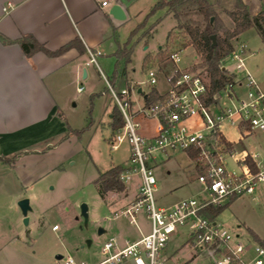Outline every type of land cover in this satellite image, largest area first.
<instances>
[{"label":"rangeland","instance_id":"rangeland-1","mask_svg":"<svg viewBox=\"0 0 264 264\" xmlns=\"http://www.w3.org/2000/svg\"><path fill=\"white\" fill-rule=\"evenodd\" d=\"M234 1L210 0L227 29L233 27L227 10L232 8ZM150 10L151 8L141 15L127 18L119 25L118 35L121 42L127 40L130 31L143 21ZM196 10V7L190 8L182 19L203 28L206 19ZM176 23L173 15L166 14L165 9L158 10L148 19L146 27H154L136 43L130 62L120 66L121 70H126L130 83L140 82V86L147 90L149 85L145 82L148 69H143L147 55L152 60L149 67L157 69L156 66L160 65L166 69L167 58L159 62L160 57L163 59L181 44L179 40L174 45L167 42V36ZM141 33L142 30L137 36ZM180 36L178 30L173 31V39ZM184 41H187L185 36L182 42ZM237 42H243L247 46L244 54L245 68L237 69V61L229 55L224 60L226 68L236 75V80L242 79L244 84L246 80L243 77L248 71L264 88V44L259 32L255 27L248 28L239 35ZM88 57L85 56L82 62ZM114 61L115 58L109 54L97 57V62L107 78ZM200 62V55L193 46L188 45L182 49V66L202 70L199 67ZM167 67L170 68V64ZM83 68L87 72L85 78L82 75ZM79 74L78 77L68 80V85L60 95V101L66 123L72 128H84L81 136L73 134L64 140L55 139L56 146H52L43 155L22 157L15 167L0 162V248L6 247L8 250L11 237L19 235L31 242L38 255L45 253L51 264L61 263V258H57L59 254L64 258L71 254L78 262L97 261L103 258L101 249L109 237L118 235L120 239H129L139 234V231L149 232L151 229L150 221L143 213L136 216L135 224L125 218H106L119 208L118 201L123 202L133 197L139 177L134 175L125 181L126 187L123 191L113 192L115 197H112V192L104 197L98 193L94 184L98 173L115 165L128 166L130 145L124 141L116 150L111 148L115 134L110 125V114L115 102L106 89V80L98 66L83 64L79 66ZM157 76L159 78L155 87L164 93L169 85L161 71H157ZM80 83L83 85L82 91L77 90ZM238 89V86L234 87V90ZM133 97L137 100L134 109L143 105L140 95L134 94ZM136 120L140 124L138 132L142 136L152 138L157 135V122L153 117L138 114ZM238 133L241 134V131L228 132ZM242 148L249 152H259L260 158L264 159V133L255 130L250 136L237 140L233 145V149L237 151ZM156 158L154 175L157 181L155 197L158 204L168 206L182 198L200 195L202 186L197 178V170L184 150L157 153ZM229 168L236 171L239 169L232 158L229 160ZM37 179L39 181L35 185L30 184ZM23 198H28L31 206L27 213L28 223H25L18 204ZM83 203L88 206L87 220L80 210ZM216 221L235 236L239 235L242 244L255 243L250 232L264 239V181L258 183L252 196L245 195L232 201L216 217ZM54 225L57 227L53 229ZM189 238L188 230L184 227L172 234L161 264H213L208 252L194 246ZM255 255L253 250L244 254L242 259L248 262ZM260 258L264 264V255Z\"/></svg>","mask_w":264,"mask_h":264},{"label":"built area","instance_id":"built-area-1","mask_svg":"<svg viewBox=\"0 0 264 264\" xmlns=\"http://www.w3.org/2000/svg\"><path fill=\"white\" fill-rule=\"evenodd\" d=\"M11 7V2H7L3 10L8 12ZM181 51L169 52L166 59L170 64L168 72L160 65L156 66L157 69L148 68L145 83L149 86L144 90L140 82L118 89L104 75L97 62L100 52L86 48L89 57L85 64L98 66L115 106L123 116L124 123L117 129L115 139L111 142L112 150H116L124 141L130 145V164L124 167L120 179L125 183L134 175L139 177L135 198L113 211L108 219L125 218L135 224L136 216L143 213L151 226L147 234L134 241L123 242L117 236L110 237L102 246L103 258L94 264H161L172 234L183 227L187 228L194 246L208 252L213 264L263 263L260 256L264 255V247L257 243L242 244L239 235L232 234L216 221V217L208 216L205 210L233 197L252 196L258 183L264 181V159L260 158V153L233 149L225 143L224 132V128L228 127L240 130L241 134H251L255 130L264 133V88L247 71L243 77L245 84L242 79L236 80L235 75L234 81L227 83L209 100L208 79L199 70L180 64ZM246 51L247 46L242 42L236 44L229 54L237 61V69L245 68ZM221 68L231 73L224 61ZM157 71L164 74L169 85L164 93L155 87L159 78ZM235 86L243 87V90H234ZM151 88H156L162 98L146 105L145 100ZM77 90H83L82 83ZM134 94L144 100L137 109H134L137 102ZM138 114L156 120V136L146 138L138 132ZM177 149L197 153V157H192V160L202 191L196 197H185L168 206L160 205L155 197L156 154ZM231 158L238 165V171L229 168ZM248 158L255 164L256 170L247 162ZM253 250L255 257L245 262L242 256ZM60 264L91 263L78 262L69 254L66 258L62 256Z\"/></svg>","mask_w":264,"mask_h":264},{"label":"crops","instance_id":"crops-1","mask_svg":"<svg viewBox=\"0 0 264 264\" xmlns=\"http://www.w3.org/2000/svg\"><path fill=\"white\" fill-rule=\"evenodd\" d=\"M157 1L0 0V34L13 41L5 43L0 39V156L11 157L18 154L14 163L8 165L15 167L17 161L26 155H43L52 146H56L55 139L64 140L69 129H76L66 123L60 95L68 85V80L80 75L79 66L86 65L87 58L83 62L82 59L88 55L86 51L81 53L77 48H71L56 56L38 51L27 57L17 40L25 34H31L48 49L57 50L79 37L85 48L98 50L101 56L109 54L115 58L108 77L110 78L115 70L114 54L118 44L126 41L121 42L118 35V27L124 20H117L109 13L111 6L115 3L120 4L127 19L143 14ZM242 1L252 15L257 14L264 7V0ZM7 2H11L12 7L5 12L3 7ZM103 2L106 4L104 5ZM167 66L164 69L166 72L170 69ZM148 68L143 67L145 70ZM84 70L83 68V78L87 76L86 72L84 77ZM119 70L121 75L116 80L115 86L124 87L130 84L126 70ZM242 90L243 87H239L238 91ZM235 130L238 131L224 128L225 138L232 143L231 147L237 140H243L251 135L239 134L240 132L228 134ZM188 157L193 162L190 154ZM38 181L37 179L30 184L35 185ZM136 186L137 190L131 199L117 202L119 208L135 198L138 192V185ZM110 192L112 197H115L113 192L119 191ZM55 227L57 226L54 225L53 229ZM147 233V231H139V234L121 241H134ZM113 236L118 237V235ZM8 246L10 247L8 250L6 247L0 248V264L52 263L51 260H47L45 253L38 255L36 250H33L31 242L19 235L11 237ZM99 260L101 258L91 264Z\"/></svg>","mask_w":264,"mask_h":264},{"label":"trees","instance_id":"trees-1","mask_svg":"<svg viewBox=\"0 0 264 264\" xmlns=\"http://www.w3.org/2000/svg\"><path fill=\"white\" fill-rule=\"evenodd\" d=\"M192 7H196V11L204 15L206 23L204 24L203 28H200L197 24H194L190 21H184L182 19L187 15L190 8ZM161 9H165L166 14L171 13L177 22L175 28L169 32L167 36V42L174 45L177 43L176 41L179 40L181 44L176 47L177 50H182L188 45H191L194 47L196 53L200 55L201 62L199 67L202 68V70L199 71L208 79L209 100H212V96L227 83L234 81L235 74L229 73L227 70L221 68V63L234 50L239 35L246 29L255 27L259 32L264 44V7L257 14L252 15L242 0H235L232 8L227 10L232 19L233 27L232 29H227L224 27L219 14L210 0H158L151 8L149 13L145 16L143 21L130 31L127 40L122 44H118V48L114 54L116 57L115 70L113 75L109 78L113 85H115L116 80L121 75L119 67L122 64L126 65L130 62L136 43L141 39V37L147 35L154 27V25L146 27L148 19ZM141 30L142 33L137 36ZM175 30H178L181 36L173 39L172 34ZM213 35H215V39L212 38ZM183 36L187 38V41L182 42ZM0 39L5 43L13 42L9 39H6L1 34ZM17 42L20 44L27 57H31L38 51H43L49 56L63 54L71 48H77L81 53L86 51V48L82 44L79 37H76L57 50L48 49L43 43L39 42L31 34L23 35L17 40ZM149 57L150 55H147L144 58V68L149 67L148 64L150 61H152ZM167 57L168 53L163 59L160 57L161 60H159V62L164 61ZM106 89L108 88L106 87ZM161 98L162 95L158 93L156 88H151L145 100V104L149 105L151 103H155ZM59 114L62 115L61 112H59ZM123 123L124 120L120 110L117 106H114L110 122L113 134L116 133L117 129L120 128ZM83 131L84 128L69 129L68 134L65 137L73 135L72 133L81 136ZM225 143L228 146H232L230 141L225 140ZM186 153L188 155L190 154V157H197V153L195 151H186ZM17 156L18 154H15L11 157L0 156V162L13 164ZM247 162L250 164L252 169L256 170V166L250 158L247 159ZM123 170V166L115 165L106 171L98 173L94 180V184L98 190V193L102 197H104L110 191H123L125 189V183L120 179V174ZM235 199L236 198L233 197L225 201L223 204L210 206L205 210V213L208 216L215 218ZM250 234L255 243L264 247V239L259 238L253 232H250Z\"/></svg>","mask_w":264,"mask_h":264},{"label":"water","instance_id":"water-1","mask_svg":"<svg viewBox=\"0 0 264 264\" xmlns=\"http://www.w3.org/2000/svg\"><path fill=\"white\" fill-rule=\"evenodd\" d=\"M109 13L117 20L123 21L127 17L124 9L118 3H115L111 6ZM212 38L215 39V35H213ZM85 76H86V70H84V77ZM139 91H141V90H139ZM18 204H19V206L23 212L25 223H28L27 213L31 209L29 199L23 198L18 202ZM80 210H81V214L83 215V217H85V219L87 220L88 219V206H87V204H85V203L81 204ZM99 232L101 233L102 229H100ZM57 258H62V255H58Z\"/></svg>","mask_w":264,"mask_h":264}]
</instances>
